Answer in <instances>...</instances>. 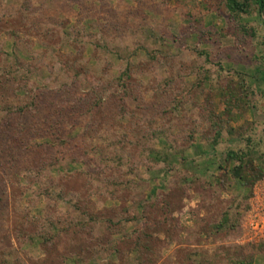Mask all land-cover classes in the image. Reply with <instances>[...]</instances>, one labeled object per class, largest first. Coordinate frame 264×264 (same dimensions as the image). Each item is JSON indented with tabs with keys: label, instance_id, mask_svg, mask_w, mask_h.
I'll list each match as a JSON object with an SVG mask.
<instances>
[{
	"label": "rangeland",
	"instance_id": "obj_1",
	"mask_svg": "<svg viewBox=\"0 0 264 264\" xmlns=\"http://www.w3.org/2000/svg\"><path fill=\"white\" fill-rule=\"evenodd\" d=\"M0 0V264H264V11Z\"/></svg>",
	"mask_w": 264,
	"mask_h": 264
},
{
	"label": "trees",
	"instance_id": "obj_2",
	"mask_svg": "<svg viewBox=\"0 0 264 264\" xmlns=\"http://www.w3.org/2000/svg\"><path fill=\"white\" fill-rule=\"evenodd\" d=\"M260 11H264V0H254ZM226 8L233 14L245 13L248 11V0H225Z\"/></svg>",
	"mask_w": 264,
	"mask_h": 264
}]
</instances>
